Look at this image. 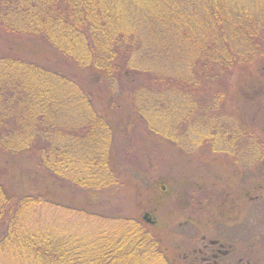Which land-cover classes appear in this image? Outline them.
<instances>
[{
  "label": "trees",
  "instance_id": "16d2710c",
  "mask_svg": "<svg viewBox=\"0 0 264 264\" xmlns=\"http://www.w3.org/2000/svg\"><path fill=\"white\" fill-rule=\"evenodd\" d=\"M256 63L232 96L231 76ZM252 113L264 0H0V264H203L208 232L173 258L150 213L102 212L129 171L117 140L264 153ZM208 189L205 207L219 198Z\"/></svg>",
  "mask_w": 264,
  "mask_h": 264
},
{
  "label": "rangeland",
  "instance_id": "374dc122",
  "mask_svg": "<svg viewBox=\"0 0 264 264\" xmlns=\"http://www.w3.org/2000/svg\"><path fill=\"white\" fill-rule=\"evenodd\" d=\"M260 65L261 63H256L241 68L231 76L229 89L232 96L247 83L250 74H256ZM237 105L239 103L228 104L233 112H238ZM252 115L253 113L243 116L249 117L251 126L254 123L255 126L259 124L264 128V113L259 116L260 122L257 119L252 122ZM142 139L143 143L138 144L136 141L134 147L130 141L117 140V145H122L120 150L117 148L121 166L124 164V169L129 171L127 178H123L124 188L119 194L103 198L108 204L102 206V212H114L115 207L118 209L116 214L134 218L150 213L156 224L150 223L148 229L154 233L162 249L174 258L179 254L178 248H190L198 233L203 232L204 235L209 232L207 235L212 237L207 238H214L217 227L211 221L217 220L219 213L223 211L232 220L229 228L221 229L224 235L232 242L236 240L237 249L246 257L249 255L253 264H264V199L257 201L254 206L248 202L242 204L245 198L238 196L240 192L252 189L254 184L264 185V153L260 146L256 144L254 148L247 147L249 141L245 140L237 142L230 152L226 147L216 152L211 147L180 150L166 145L159 149L160 152L157 150L152 153L150 150L153 149L150 148L153 146V138ZM182 186H186L187 193L179 197ZM208 188L216 190L219 198L214 206L205 207ZM256 193L262 195L264 189H256ZM98 210L95 209L97 212ZM195 210L203 213L201 218ZM75 219L83 218L78 215ZM205 220L208 228L196 226L198 223L203 225ZM102 221L106 222L99 217H92L89 225L96 226ZM112 225L113 223H109V227ZM94 226L93 229L96 228ZM250 246L252 252H249Z\"/></svg>",
  "mask_w": 264,
  "mask_h": 264
},
{
  "label": "flooded vegetation",
  "instance_id": "af4514ba",
  "mask_svg": "<svg viewBox=\"0 0 264 264\" xmlns=\"http://www.w3.org/2000/svg\"><path fill=\"white\" fill-rule=\"evenodd\" d=\"M256 189H264V185L254 184L252 189L240 192L238 196L245 198V201L242 200V204H246V202H248L255 206L257 201L264 199L263 195L256 193ZM227 194L228 193H226V195ZM236 198L237 197H235V199ZM231 221L230 217L227 218V214L225 212H220L215 224L217 230L214 238H207L212 237L211 235L203 236L204 242L206 241L205 245L200 250L203 264H253L249 255L246 257V255H243L244 253L242 254V252L237 249V245L235 244L236 240L234 242L230 241V239L224 235V231H221L223 227L229 228V225H232ZM207 243H209V245H207ZM249 252H252V246H250Z\"/></svg>",
  "mask_w": 264,
  "mask_h": 264
}]
</instances>
